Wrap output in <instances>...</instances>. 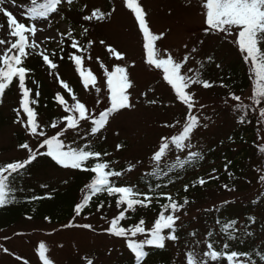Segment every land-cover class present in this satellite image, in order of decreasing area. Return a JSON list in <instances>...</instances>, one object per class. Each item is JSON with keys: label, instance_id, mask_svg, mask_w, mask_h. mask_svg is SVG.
Returning a JSON list of instances; mask_svg holds the SVG:
<instances>
[{"label": "trees", "instance_id": "obj_1", "mask_svg": "<svg viewBox=\"0 0 264 264\" xmlns=\"http://www.w3.org/2000/svg\"><path fill=\"white\" fill-rule=\"evenodd\" d=\"M28 1L31 3V0ZM46 2L47 0H37L36 5L32 4V6L42 5ZM106 6V11H110L109 2ZM73 11L76 12L75 14L78 13L77 16L80 19L84 14L81 9ZM73 29H75L74 26ZM74 36L76 37V35ZM91 36L92 34L87 35L81 42L87 49L83 53L71 49L68 39L57 48L52 46L46 48L45 53L49 54L50 59L58 65L56 69H50L37 52L28 49L29 55L24 59V66L31 71L26 77V85L32 89L31 98L34 101L32 106L37 112V120L49 136L60 128H66V122L62 121V117L70 114L55 99L56 94L64 95L65 99L69 101L68 95L74 93L79 96L82 92L78 79L79 73L68 57L72 52L83 55V66L87 69L86 63L89 61L92 50L86 47V44L88 40H91ZM260 47L264 49V43ZM53 52L55 55H52ZM61 54L63 59H60ZM198 63V68H193L192 71L185 74L195 77L199 73L201 79L213 83L210 88L196 84L189 89L190 92L195 93V100H200L203 97L214 99L213 102L202 105L206 107L203 116L214 122L218 119H226L232 123L229 131L224 130L223 136L218 141L190 151L202 153L198 159L190 160L189 152L171 153L162 161L155 163L150 169L127 177L125 175L126 164L115 163L116 158L104 155L110 152L113 145L112 136L105 130L118 111L110 116L106 127L100 132L93 134L90 131L91 123H87L73 131L67 129L60 139L65 142L66 147L84 148L87 146L89 150L101 152V162L107 161L111 169L124 173L119 178H112L116 181L117 186L130 185L141 193L151 190L153 196H159L161 192L170 193L174 199L181 202L187 197L189 202L176 213L179 216L175 226V235L178 238L176 240L166 239L163 248L146 245L145 250L148 255L143 259L142 264H176L173 247L170 243L183 244L185 239L198 238L201 233H205L207 238L204 253L208 251L209 243H212L217 250H222L223 245L227 243L229 250L251 252V259L255 264H264L260 260V254L264 253V216L261 221L256 219L259 216L258 213H264V181L260 180V176L264 175V153L260 151L261 148H264V141L259 139L262 134L260 133L262 132L261 123L264 119L259 117L260 106H255L251 98L243 99L248 91L253 95L255 75L250 73L249 64L243 60L238 45L232 44L231 40L224 35L211 50L204 52ZM60 79L69 84L73 90L72 93L60 85L58 82ZM37 91L39 96L35 95ZM233 93L241 96V102L256 108V111L249 109L243 123L239 121L242 113L235 107L240 102L232 99ZM21 98L22 92L18 88V80H14L5 90L2 103H0V132L7 127L17 125L13 137L18 146L29 141L25 130L20 127L21 123L16 122L15 109L20 107ZM6 105L9 112H6L7 110L4 108ZM187 112L188 109L181 111L182 115H179L185 118ZM198 114L202 120V113L199 111ZM20 116L22 118L24 116L22 109ZM53 121L58 125L56 129L50 126ZM174 122L173 120L171 124L174 125ZM175 127L174 125L170 128L173 130ZM123 142L124 140H122ZM41 150L35 160L20 170L18 174H13L11 178L13 191L9 196L10 202L0 207V233L13 228H23L30 222L37 223L41 227L67 228L84 225L81 223L82 221L77 222V219L95 218L99 220L101 217L103 221L99 220L96 223L99 225V233L127 240V237H117L106 231L110 226V220L126 207V205L117 204L119 194L97 193L92 197L89 206L77 215L74 212V207L82 201L88 191L85 186L91 182L95 174L76 169L75 174L66 179L62 185L43 187L41 178H47L48 173L52 170L66 168L46 155V146ZM4 152V149H0V153ZM11 161H15V159H5L0 161V164ZM95 162V159H90L87 166L91 167ZM226 164L227 170L225 169ZM213 169L216 171L213 172ZM210 176H217L218 179H209ZM199 177H204L208 182L203 186L198 182L194 185ZM225 184L228 185L227 188L224 187ZM185 185H189L187 192L184 191ZM211 191L213 194L209 196ZM33 196L43 198L33 200ZM100 202L104 203V207L98 210L97 205ZM164 203H167L166 199L160 197L159 203L157 200H152L149 207L136 206L134 211L128 210L126 219L120 221L121 226L131 227L143 218L144 226L151 228L150 225L154 224L162 210L160 205ZM187 207L193 208L192 212L182 216ZM194 209L196 212L193 214ZM242 219L244 225L240 226L239 223ZM65 225L69 226L65 227ZM51 231L54 232V230ZM16 233L25 235L30 231L25 232L22 229ZM209 233L212 235L209 236ZM164 234L169 235L170 230H165ZM142 235L144 234H138L133 238L139 239ZM230 236L235 239H231ZM100 251H94L92 254L88 252L82 264H88L89 260L92 261V264H140L127 244L120 247L100 248ZM202 258H204L203 254L200 259ZM197 259L199 258L197 257ZM76 261L66 264H76ZM209 264H227V262L224 260L213 262L209 259Z\"/></svg>", "mask_w": 264, "mask_h": 264}, {"label": "snow or ice", "instance_id": "obj_2", "mask_svg": "<svg viewBox=\"0 0 264 264\" xmlns=\"http://www.w3.org/2000/svg\"><path fill=\"white\" fill-rule=\"evenodd\" d=\"M62 0H47L46 3L38 6L31 7L27 10L26 17L32 23L26 25L18 21L17 16L13 14L8 8L2 7L5 0H0V13H3L7 18V31L10 36L15 37V42L11 40H0V45L5 43L10 46L4 50L3 55H0V103H2V97L5 90L10 87L14 80H18V88L22 92V98L20 100V107L15 109L17 113V123H21L24 129L32 136L43 137L39 143L40 148H45L46 155L51 157L56 163L65 168L79 169L83 171H90L94 173V178L85 187L87 193L84 195L82 201L77 203L74 207V212L79 215L86 207L89 206L92 197L97 193L106 192L109 195L119 194V198L116 201L118 205H126L124 210L119 211L118 215L110 220V226L106 231L117 237H127V247L132 251L136 260L142 264L144 258L147 257L148 252L145 250V246H155L159 248L165 247V240H176L178 237L175 235L176 221L179 220L177 212L183 209V207L189 202L187 197L181 202L178 199H174L170 193L161 192L157 197H163L167 203L160 205L161 211L158 218L155 219L151 228H146L145 220L141 218L138 223L133 224L131 227L121 226L120 221L126 219V213L128 210H135L136 206L149 207L152 203L153 194L151 190L149 192L141 193L134 189L130 185L117 186L116 181L112 178H119L124 173L123 171H116L110 168L109 162H101L102 153L99 151L89 150L87 146L84 148L79 147H66L65 142L60 139L63 132L67 129H77L80 126L81 121H91L90 131L95 134L100 132L106 127L110 116L118 110L130 108L132 104L130 102V94L128 89L132 86L128 76L127 68L116 65L114 71H106L107 75V87L109 89V101L110 106L99 112L98 116L94 115L95 109L90 110L85 103L76 98L73 93V103L69 105L64 95L56 94L55 99L60 105H63L66 112L70 113L62 117V121L66 122V128H60L55 134L49 136L47 132L41 129V125L37 120V112L32 104V89L26 85V77L31 71L24 66V59L29 55L28 49L42 58V61L50 68L56 69L58 65L50 59L49 54L45 51H38L40 45L37 43L35 36L38 31L42 29L37 28L38 18H47L52 13H56L58 6ZM73 0H67V3L71 5ZM126 7L134 14L135 21L137 22L138 29L143 35L144 44L146 49V62L149 65L154 66L156 69L163 70V79L172 86L175 90V94L178 100L183 103L188 109L185 117V123L182 127V131L179 134L172 135L171 137H162V142L159 144L158 149L154 151L153 159L157 162L161 161L166 152L170 151V146H174L176 149L191 148L190 141L195 129L199 126V117L193 115L192 109L196 106L195 93L190 92L189 89L192 85L200 84L204 88H210L213 83L200 78V74L197 73L195 77L182 74V67L187 63L191 53L185 55L181 61H176L171 52L165 51L162 56L156 49L155 42L162 38L163 34H154L150 29L149 22L147 20V12L143 8L142 4L138 0H125ZM33 5H36L37 0H31ZM87 6L85 5V8ZM206 9L205 23L208 31H218L223 33L226 37L233 36L234 43L238 45L239 51L242 53L243 60L249 64L250 73L255 75L253 95L251 100L255 106L259 107V117L264 119V49L260 47L264 43V0H206L203 4ZM101 10L100 8H93L89 14L82 15V20L85 22L103 21L109 18L114 12ZM2 27V26H0ZM88 28L84 27L81 32V36H87ZM61 37H65L70 41L71 49L77 50L83 53L87 49L81 44L74 35L73 31H68L66 34L61 33ZM29 36L32 37L29 40ZM51 39V38H48ZM94 41L88 40L87 44L90 48ZM101 45H105V41H99ZM187 47V45H185ZM107 51L112 53L117 59H123L124 53L118 51L111 45H106ZM62 51V50H61ZM196 49H192L195 52ZM52 55H55L53 52ZM61 54L60 59H63ZM69 60L75 65L79 76L82 79L83 85L87 88L89 85L96 87L97 77L90 69H85L83 66V55L72 52L69 54ZM91 57L89 56V59ZM211 60V57H209ZM189 71H192L189 69ZM64 89H67L69 93L73 90L64 80L58 81ZM96 92L99 93L100 89L96 87ZM39 96V92L35 93ZM147 95V94H145ZM234 101L240 102L235 105L236 109L242 114L239 117V121L243 123L247 117L248 111L251 108L252 111H256L255 107L241 102V96L232 94ZM97 104L101 103L97 99ZM156 101H150L155 103ZM21 109L26 115V119L20 116ZM179 123V122H177ZM50 126L53 129L58 127L55 121L51 122ZM166 127H174V125H165ZM21 149H26L28 156L23 160H15L0 164V207L5 206L10 202L9 196L13 191L11 187L13 174H18L20 170L26 168L33 160L36 159L38 153L33 150L27 142H23L19 145ZM118 148L121 145L117 146ZM260 151L264 153V148ZM106 155V154H104ZM202 153L189 152L188 157L190 160L198 159ZM90 159H95V163L91 166H87V162ZM183 166V165H182ZM134 165H130L128 171H131ZM227 170V164L225 165ZM216 170L213 169V172ZM231 175V174H229ZM209 179H218L217 176H210ZM260 180L264 181V175L260 176ZM203 186L208 181L204 177H199L195 183ZM193 185V186H194ZM189 185L184 186V191L187 192ZM225 188L228 185H224ZM143 197V198H140ZM43 197L33 196L32 199H42ZM14 199V197H13ZM104 207V203L100 202L97 205L98 210ZM167 213V214H166ZM46 219H49L46 217ZM69 225H65L67 227ZM84 228H92V225H82ZM230 227V225H229ZM165 230H170L169 235H165ZM227 231V229H225ZM138 234H144L145 239L135 240L132 239ZM212 233H209L211 236ZM235 239V237H231ZM208 251L203 254L202 259H197L194 252H188L186 254L187 264H209V259L213 262L224 260L227 264H255L251 259V252H239L236 250H229V245L225 243L222 250L214 248L212 243L207 245ZM5 252L9 250L3 249ZM38 255L43 264H53V262L46 255V246L44 243H40L38 249ZM246 257L247 259H243ZM260 260L264 262V253L260 254ZM88 264H92L89 260Z\"/></svg>", "mask_w": 264, "mask_h": 264}, {"label": "rangeland", "instance_id": "obj_3", "mask_svg": "<svg viewBox=\"0 0 264 264\" xmlns=\"http://www.w3.org/2000/svg\"><path fill=\"white\" fill-rule=\"evenodd\" d=\"M81 1V5L85 4L87 6L86 14H89L90 10L97 7L105 10L106 1H112L111 11L115 9L107 20L100 21L91 29L95 45L91 48V60L89 59L86 63V68L96 74L110 70V68L98 64L96 57H102L107 63H112V71H114L116 65L127 68L132 84L131 90H127L130 94L132 107L118 110V113L111 119L105 131L113 139L112 153L108 157L116 158L117 161H114L115 163L127 165L125 169L127 177L135 176L150 169L157 163L153 159V155L162 142V137H171L182 131L183 126L179 127L177 122H174L176 127L173 130L165 126L166 124L170 125L176 119L175 115H178L181 110L179 103L178 106H173L174 101L178 97L162 78L163 70L147 64L145 48L143 47V35L138 29L134 14L126 7L125 0ZM138 2L142 4L147 12L153 33L163 34L162 38L155 42L156 49L162 56L165 51L171 52L173 58L179 62L185 55L191 53L187 63L182 67V73L188 72L189 69L198 68V62L204 52L211 50L221 39V36L224 35L218 31H205L207 28L205 23L206 9L203 4L206 0H138ZM61 4L64 8H67L65 0H62ZM2 7L8 8L17 16L18 21L26 25L33 22L28 18H23L26 17L27 10L31 8V4L27 0H5ZM35 22L37 23V28L42 29L35 36L41 51L48 45H53V47L60 46L65 38L61 37L60 34H66L71 31L70 22L60 12L50 14L47 20L38 18ZM74 23L87 27L89 24L81 21ZM0 26H2L0 27V40L13 41L12 39H16L10 36L7 31L6 16L2 19L0 15ZM83 28H78L80 34ZM100 37L105 41V45H112L118 51L124 53V58L117 59L111 53L112 61L109 56L110 52L106 51L105 45L99 43L101 41ZM234 37L235 32L233 36L227 37L232 44L234 43ZM31 39L32 37L29 36V40ZM9 46L7 43L0 45V55H3L4 50ZM192 49H196V51L192 52ZM78 79L81 83L82 92L77 99L87 103L89 108L91 110L95 109L96 112L110 106L107 76H99V80L96 83V87L100 89L99 93L96 92V87L91 85L86 88L80 76ZM251 96L252 93L248 91L243 96V99L248 100ZM68 98H70L68 103L71 105L74 101L71 96ZM203 98L196 100V106L192 109L193 115L199 117L198 113L200 111L203 116V113L206 112V107L202 105L214 100L207 97ZM97 99L101 103L97 104ZM153 100L156 102L150 103ZM4 108L7 110L6 112H9L7 105ZM23 118L26 119L25 114ZM179 123L184 125L185 120L181 118ZM231 125L232 123L226 121V119H218L214 122L212 119L207 120L203 116L190 141L187 142L191 144V148L176 149L174 146H170V151L166 152L163 159L171 155V153H188L195 148L204 147L214 141H218L223 136V131H229ZM16 126L7 127L0 132V149L5 150L4 153H0V161L5 159L23 160L28 156L27 150L21 149L13 137L14 130L17 129ZM261 126L262 132L260 133L262 134H260L261 138L259 139L264 141V121H262ZM20 127L24 129L22 124H20ZM25 132L30 147L38 154L41 153L42 148L39 147V143L43 137L32 136L26 130ZM122 140H124V143H120L122 148H117V143ZM130 165H134V167L131 171H128ZM73 174L75 172L72 169L52 170L48 173L47 178H41V185L46 188L51 185L60 186ZM215 193L218 192L215 191ZM212 194L213 192L211 191L209 196ZM192 209L191 207L185 208L182 216L192 212ZM195 212L196 209L193 210V214ZM258 215L256 219L261 221L264 213H258ZM99 220L101 221L102 218L100 217ZM99 220L95 218L89 220L85 218L77 219V222L82 221L81 223L84 225H92L90 229L82 226L67 228L41 227L37 223L30 222L23 228H13L10 231L0 233V264H22L25 263V260L29 261V264L41 263L38 255L40 243L45 244L46 255L54 264H66L76 260H78L76 264H82L88 252L92 254L94 251L101 252L100 248L120 247L127 244L125 239H118L105 235V233H99V225L96 224ZM239 224L243 226V220ZM150 226H153V224ZM22 229L25 232L30 231V233L25 235L24 233L22 235L16 233L17 231H22ZM51 230H54V232ZM143 239H145V235L135 240ZM206 241V234L201 233L198 238L185 239L183 244L170 243L173 247L175 263L187 264L186 254L190 251L194 252L196 257L200 259L201 254H204L203 250L206 247ZM4 248L9 251L5 252Z\"/></svg>", "mask_w": 264, "mask_h": 264}]
</instances>
